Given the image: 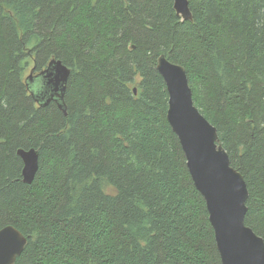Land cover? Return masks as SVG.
Returning <instances> with one entry per match:
<instances>
[{"label":"trees","instance_id":"trees-1","mask_svg":"<svg viewBox=\"0 0 264 264\" xmlns=\"http://www.w3.org/2000/svg\"><path fill=\"white\" fill-rule=\"evenodd\" d=\"M0 0V230L15 264H222L206 202L168 122L160 56L182 65L249 190L264 239V0ZM71 70L41 107L29 68ZM20 149L40 167L23 181Z\"/></svg>","mask_w":264,"mask_h":264},{"label":"water","instance_id":"water-1","mask_svg":"<svg viewBox=\"0 0 264 264\" xmlns=\"http://www.w3.org/2000/svg\"><path fill=\"white\" fill-rule=\"evenodd\" d=\"M174 9L183 21L193 20L190 0H175ZM157 71L169 94L168 122L180 141L195 187L206 202L222 264H264V239L245 221L247 182L232 167L216 127L195 106L186 69L160 56ZM70 74L61 61L53 60L36 77L28 76V90L41 107L56 103L67 115L64 98ZM17 154L24 164L23 181L32 184L40 167L39 151L20 149ZM27 244V237L17 228L0 230V264H15Z\"/></svg>","mask_w":264,"mask_h":264},{"label":"flooded vegetation","instance_id":"flooded-vegetation-1","mask_svg":"<svg viewBox=\"0 0 264 264\" xmlns=\"http://www.w3.org/2000/svg\"><path fill=\"white\" fill-rule=\"evenodd\" d=\"M33 70H34V71H33ZM40 73H41V72H37V71H36V68H32L29 76H31V74H32L33 77H36V76L39 75Z\"/></svg>","mask_w":264,"mask_h":264},{"label":"rangeland","instance_id":"rangeland-1","mask_svg":"<svg viewBox=\"0 0 264 264\" xmlns=\"http://www.w3.org/2000/svg\"><path fill=\"white\" fill-rule=\"evenodd\" d=\"M31 69H32V68H29V70H28V72H27V76L30 75Z\"/></svg>","mask_w":264,"mask_h":264}]
</instances>
